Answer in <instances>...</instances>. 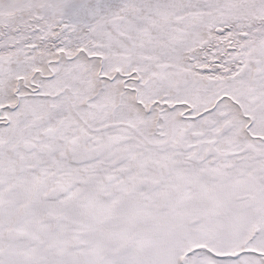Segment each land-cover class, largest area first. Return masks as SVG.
<instances>
[{"label": "snow or ice", "instance_id": "1", "mask_svg": "<svg viewBox=\"0 0 264 264\" xmlns=\"http://www.w3.org/2000/svg\"><path fill=\"white\" fill-rule=\"evenodd\" d=\"M0 264H264V0H0Z\"/></svg>", "mask_w": 264, "mask_h": 264}]
</instances>
